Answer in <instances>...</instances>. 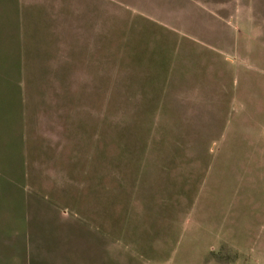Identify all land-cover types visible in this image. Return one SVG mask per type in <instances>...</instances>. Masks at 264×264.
<instances>
[{"label": "rangeland", "instance_id": "obj_1", "mask_svg": "<svg viewBox=\"0 0 264 264\" xmlns=\"http://www.w3.org/2000/svg\"><path fill=\"white\" fill-rule=\"evenodd\" d=\"M11 22L0 264H264V0H99L95 61L53 73Z\"/></svg>", "mask_w": 264, "mask_h": 264}, {"label": "crops", "instance_id": "obj_2", "mask_svg": "<svg viewBox=\"0 0 264 264\" xmlns=\"http://www.w3.org/2000/svg\"><path fill=\"white\" fill-rule=\"evenodd\" d=\"M0 3L6 4L11 13L12 22L6 29L10 33L12 55L15 52L11 58L19 63V72L21 64H26L23 57H42L40 54L45 59L42 71L49 73L63 71V57L72 62L79 58L75 64L79 67L85 66L84 60H88V65L95 61V50L99 47V0H0Z\"/></svg>", "mask_w": 264, "mask_h": 264}]
</instances>
